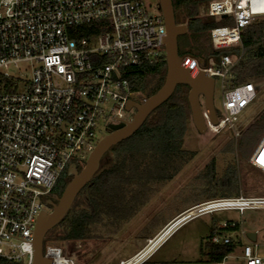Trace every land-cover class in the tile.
Listing matches in <instances>:
<instances>
[{
    "label": "built area",
    "instance_id": "obj_1",
    "mask_svg": "<svg viewBox=\"0 0 264 264\" xmlns=\"http://www.w3.org/2000/svg\"><path fill=\"white\" fill-rule=\"evenodd\" d=\"M147 1L0 0L1 258L32 264L33 245L28 241H33L38 217L53 197L50 193H55L64 174L71 177V163L78 170L84 167L100 141L98 136H104L110 124L119 123L114 116L131 120L125 117L126 103L141 93L131 91L123 69L152 64L165 53L161 42L166 36L165 21L157 10L160 2ZM153 6L156 12L150 11ZM205 15L233 21L210 31L216 47H241L242 31L264 16V0H211ZM92 24L102 30L100 34L82 35V27ZM186 59L195 62L198 71L207 70L221 80L222 114H217V125L208 120V127L218 131L234 126L256 98L257 86L230 85L226 79L236 64L230 55L222 56L219 63L210 60L209 66ZM25 62L32 64L31 78L11 73ZM263 146L264 135L249 163L264 172ZM193 208L198 212L190 219L218 211L243 214L249 209L264 210V197L218 198ZM249 232L256 234V240ZM156 237L117 264H145L154 253L145 251ZM209 241L236 248L221 260L195 264H227L231 257L244 264H264L258 232L246 231L237 222L223 223ZM238 250L240 255L232 256ZM43 252L53 258V264H79L54 243H44Z\"/></svg>",
    "mask_w": 264,
    "mask_h": 264
},
{
    "label": "trees",
    "instance_id": "obj_2",
    "mask_svg": "<svg viewBox=\"0 0 264 264\" xmlns=\"http://www.w3.org/2000/svg\"><path fill=\"white\" fill-rule=\"evenodd\" d=\"M172 1L175 10H184L188 18V32L178 39L180 55L190 54L216 63L222 56L230 55L236 61L234 77L230 80L233 86L264 80V18H258L242 31L241 47L219 48L214 45L210 31L233 25V21L200 16L201 0ZM97 27L96 24L83 26L82 35L100 34L102 30ZM122 73L129 81L132 92L150 97L164 83L165 53L152 64L124 68ZM188 92L187 85L177 86L172 96L149 115L138 131L108 151L111 160L102 159L99 171L78 194L65 218L48 233L47 240H51L57 230L54 243L99 238L103 234L102 229L111 222L129 219L130 209L136 213L148 202V194L151 193L148 190L152 184L172 175L188 154L183 149L187 124L191 120ZM263 132L264 112L242 132L238 146L241 157L248 158L252 154ZM208 167L214 171V162ZM229 175L230 178L219 188L224 195H239L234 172L230 170ZM69 179L64 174L54 192L61 196ZM216 230L215 227L211 230L208 239ZM235 248L236 245H213L206 241L202 243L201 254L211 260H221ZM0 264L20 263L0 257Z\"/></svg>",
    "mask_w": 264,
    "mask_h": 264
},
{
    "label": "rangeland",
    "instance_id": "obj_3",
    "mask_svg": "<svg viewBox=\"0 0 264 264\" xmlns=\"http://www.w3.org/2000/svg\"><path fill=\"white\" fill-rule=\"evenodd\" d=\"M209 1L211 0H201L200 16H205ZM147 2L157 3V0ZM149 9L151 12H156L154 6ZM175 13L179 24H187L188 18L184 10L176 9ZM228 48L237 47L228 46ZM11 73L15 76L27 75L31 78L32 64L20 63L18 67H13ZM233 74L232 72V76L226 79L230 85ZM254 84L257 86V96L238 116L234 126H227L218 131L208 127L205 133H200L191 118L183 141V149L188 152L185 160L168 178L152 184L148 190L151 192L148 194V202L142 207L138 206L141 209L136 213L133 209L127 211L130 214L129 219L113 221L102 229L101 237L86 240L56 242V244L53 239L59 231L57 230L51 240L46 239L45 244L54 243L61 246L65 255L80 264H117L121 259L136 254L149 239L158 235L152 240L149 248L153 249L164 242L145 264H195L198 261L209 260L202 256L201 247L203 242L210 240L208 237L211 230L227 221H234L246 231L258 232L260 251L264 253V210L249 209L243 214L238 211H218L192 219L190 217L197 209L188 212L193 206L218 198L241 195L264 197V172L249 163L251 155L243 158L238 152L242 132L264 112V80ZM131 98L142 100L141 94H134ZM223 100L221 80L217 78L214 103L219 116L222 114ZM134 112V110L125 112V117L131 119ZM263 135L264 132L253 150ZM102 138V135L98 136V140ZM105 159L111 160V154L107 153ZM212 162L215 164L214 171H210L208 167ZM229 169L234 172L240 190L239 195H224L219 188L226 179L230 178ZM71 179L72 177L68 183ZM185 211L188 213L185 214ZM131 213L135 214L131 215ZM242 240L243 243H247L245 238ZM238 255H240L239 250L232 254V256ZM227 264H244V262L231 257L227 260Z\"/></svg>",
    "mask_w": 264,
    "mask_h": 264
},
{
    "label": "water",
    "instance_id": "obj_4",
    "mask_svg": "<svg viewBox=\"0 0 264 264\" xmlns=\"http://www.w3.org/2000/svg\"><path fill=\"white\" fill-rule=\"evenodd\" d=\"M159 2L166 27V36H162L161 41L165 43L166 74L164 83L155 94L142 101L134 99L127 101L125 109L135 111L131 120L114 116V119H119V123L110 124L106 134L102 132L103 138L89 154L81 170H78L73 163L70 164L68 174L72 177L71 181L61 196L56 195L47 200L45 209L38 217L33 241H28L33 245L32 264H53V258L45 257L43 252L48 233L68 214L78 194L99 171L101 161L108 151L138 131L149 115L172 96L177 86L187 85L189 87L188 102L191 118L200 133H205L208 130V120L214 125L219 123L214 103L215 78L207 70L198 71L195 62L186 58L196 59L199 65L206 64V66L210 65V60L195 58L190 54L180 55L178 39L188 32V26L177 22L172 0H159ZM50 194L54 196V193ZM248 236L252 240H256L254 232H249Z\"/></svg>",
    "mask_w": 264,
    "mask_h": 264
},
{
    "label": "bare ground",
    "instance_id": "obj_5",
    "mask_svg": "<svg viewBox=\"0 0 264 264\" xmlns=\"http://www.w3.org/2000/svg\"><path fill=\"white\" fill-rule=\"evenodd\" d=\"M263 147H264V146H263ZM263 155H264V154H263ZM195 209L198 210V208H193V209H189V211H188V210H187V211L190 212V210H195ZM197 210H196V213L198 212ZM188 212H186L185 214H187ZM185 214H183V215H185ZM183 215H181V216H183ZM181 216H180V217H181ZM180 217H179V218H180ZM151 242H152V241H151ZM163 242H164V241H163ZM163 242L159 243V244H158L155 248H153V249L148 247V249L145 251V253H146V252H147V253H150V252H152V253L154 252V253H155L156 250L160 247V245H161ZM150 246H151V244H150ZM154 253H153V254H154ZM150 254H151V253H150Z\"/></svg>",
    "mask_w": 264,
    "mask_h": 264
},
{
    "label": "flooded vegetation",
    "instance_id": "obj_6",
    "mask_svg": "<svg viewBox=\"0 0 264 264\" xmlns=\"http://www.w3.org/2000/svg\"><path fill=\"white\" fill-rule=\"evenodd\" d=\"M159 9H160V6H157V10ZM141 96H142V99L147 97L145 94H141ZM56 195H59V194L55 192L53 197H55Z\"/></svg>",
    "mask_w": 264,
    "mask_h": 264
},
{
    "label": "crops",
    "instance_id": "obj_7",
    "mask_svg": "<svg viewBox=\"0 0 264 264\" xmlns=\"http://www.w3.org/2000/svg\"><path fill=\"white\" fill-rule=\"evenodd\" d=\"M122 260H125V259H121L120 261H122ZM120 261H119V262H120ZM119 262H117V263H119ZM79 264H80V263H79ZM114 264H116V263H114Z\"/></svg>",
    "mask_w": 264,
    "mask_h": 264
}]
</instances>
